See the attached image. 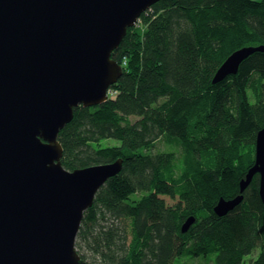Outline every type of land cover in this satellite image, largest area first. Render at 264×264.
<instances>
[{
    "label": "trees",
    "instance_id": "trees-1",
    "mask_svg": "<svg viewBox=\"0 0 264 264\" xmlns=\"http://www.w3.org/2000/svg\"><path fill=\"white\" fill-rule=\"evenodd\" d=\"M259 46L264 0H163L128 30L112 55L127 69L109 100L77 108L59 136L69 171L123 160L85 213L76 249L86 264H264L260 176L233 211L215 213L255 165L264 52L213 79L232 53Z\"/></svg>",
    "mask_w": 264,
    "mask_h": 264
},
{
    "label": "water",
    "instance_id": "water-1",
    "mask_svg": "<svg viewBox=\"0 0 264 264\" xmlns=\"http://www.w3.org/2000/svg\"><path fill=\"white\" fill-rule=\"evenodd\" d=\"M161 1L0 0V264H86L76 249L85 213L123 160L69 171L59 136L77 108L109 100L124 73L113 52ZM257 52L264 46L232 53L213 83ZM256 175L264 201V128L241 194L220 200L219 217L242 203Z\"/></svg>",
    "mask_w": 264,
    "mask_h": 264
},
{
    "label": "rangeland",
    "instance_id": "rangeland-1",
    "mask_svg": "<svg viewBox=\"0 0 264 264\" xmlns=\"http://www.w3.org/2000/svg\"><path fill=\"white\" fill-rule=\"evenodd\" d=\"M126 66H127L126 63H124L122 66L123 69H127ZM110 95H112L111 90L109 91V96ZM252 101H254L253 98H252ZM131 121L135 122V121H137V119L131 118ZM102 145L106 148H114V147L118 146V142L108 140V141H105ZM156 150L157 151H163V150H165V146L162 143H159L156 146ZM176 264H216V263L212 260H206L205 258H201V259L200 258H197V259L188 258V259L178 260V262Z\"/></svg>",
    "mask_w": 264,
    "mask_h": 264
}]
</instances>
